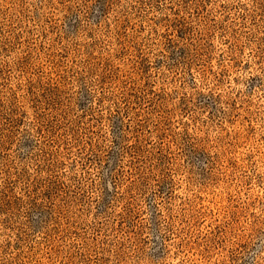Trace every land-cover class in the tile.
I'll return each mask as SVG.
<instances>
[{"label": "rangeland", "instance_id": "rangeland-1", "mask_svg": "<svg viewBox=\"0 0 264 264\" xmlns=\"http://www.w3.org/2000/svg\"><path fill=\"white\" fill-rule=\"evenodd\" d=\"M0 264H264V0H0Z\"/></svg>", "mask_w": 264, "mask_h": 264}]
</instances>
